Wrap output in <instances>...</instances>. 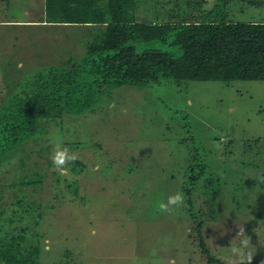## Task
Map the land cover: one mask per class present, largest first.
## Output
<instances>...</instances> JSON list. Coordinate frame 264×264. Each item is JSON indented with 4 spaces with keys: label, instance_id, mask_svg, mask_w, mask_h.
Listing matches in <instances>:
<instances>
[{
    "label": "rangeland",
    "instance_id": "obj_1",
    "mask_svg": "<svg viewBox=\"0 0 264 264\" xmlns=\"http://www.w3.org/2000/svg\"><path fill=\"white\" fill-rule=\"evenodd\" d=\"M216 3L228 19L264 20V0H137L135 15L178 19ZM44 10L45 0H0V114L26 112L43 94L36 74L69 68V56L86 52L88 24H50ZM143 47L182 52L169 40ZM35 123L1 164V234L24 229L41 264H240L231 250L239 226L245 251L264 260V183L256 180L264 175V79L123 83L86 113L37 112ZM57 139L78 156L63 176L50 158ZM194 157L209 164L193 190L197 218L185 202L159 214L155 205L182 192ZM202 238L218 261L208 260Z\"/></svg>",
    "mask_w": 264,
    "mask_h": 264
},
{
    "label": "trees",
    "instance_id": "obj_2",
    "mask_svg": "<svg viewBox=\"0 0 264 264\" xmlns=\"http://www.w3.org/2000/svg\"><path fill=\"white\" fill-rule=\"evenodd\" d=\"M137 0H45L43 21L87 25L85 53L71 56V66H54L37 73L43 94L24 113L0 114V168L16 157L25 137L35 132V114L65 111L83 114L91 110L105 91L123 83H151L161 77L187 79H264V20L241 21L225 17L219 4L189 17L153 22L138 20ZM187 15V14H186ZM177 45L174 54L160 48H138L153 41ZM74 64V65H73ZM254 164V166H256ZM208 162L194 157L182 192L189 216L193 190L205 178ZM199 217V216H198ZM4 211L0 208V259L4 264H41L38 243L25 244L20 235H2ZM201 220L197 224L201 229ZM208 260H216L201 240ZM264 264V260L252 261Z\"/></svg>",
    "mask_w": 264,
    "mask_h": 264
},
{
    "label": "clouds",
    "instance_id": "obj_3",
    "mask_svg": "<svg viewBox=\"0 0 264 264\" xmlns=\"http://www.w3.org/2000/svg\"><path fill=\"white\" fill-rule=\"evenodd\" d=\"M50 158L52 160L54 169L63 176L67 174L68 165L74 163L78 159V156L71 152L68 148L64 147L62 140L57 139ZM256 180L258 183H264V175L257 177ZM184 202V193L177 192L174 195H170L167 198V201H159L155 205V210L161 215L168 214L174 209L183 206ZM245 234L246 232L244 226H239V231L235 238H240V246L233 247L231 250L233 254L238 257L240 264H252L255 254L250 251H245L248 248L249 243Z\"/></svg>",
    "mask_w": 264,
    "mask_h": 264
},
{
    "label": "crops",
    "instance_id": "obj_4",
    "mask_svg": "<svg viewBox=\"0 0 264 264\" xmlns=\"http://www.w3.org/2000/svg\"><path fill=\"white\" fill-rule=\"evenodd\" d=\"M44 11H45V10H44ZM43 15H44V14H43ZM19 21H22V20H19ZM19 21H18V22H19ZM30 21H33V20H30ZM34 21H37V20H34Z\"/></svg>",
    "mask_w": 264,
    "mask_h": 264
}]
</instances>
